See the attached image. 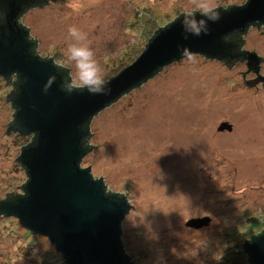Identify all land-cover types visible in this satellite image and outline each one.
<instances>
[{
    "label": "rangeland",
    "instance_id": "374dc122",
    "mask_svg": "<svg viewBox=\"0 0 264 264\" xmlns=\"http://www.w3.org/2000/svg\"><path fill=\"white\" fill-rule=\"evenodd\" d=\"M247 0H49L19 18L36 54L68 71L69 28L86 35L106 82L142 51L152 31L186 10L208 12ZM264 25L250 27L243 48L261 56ZM244 62L187 55L95 114L87 141L90 166L108 192L130 207L121 220L125 254L133 264H250L244 240L264 229V84L247 86ZM245 78H249L245 76ZM0 77V199L22 195L27 175L17 161L32 134L8 130L15 112ZM229 123L231 131L218 130ZM211 219L189 228L192 218ZM255 221H254V220ZM41 234L0 216V264H60ZM56 262V263H55Z\"/></svg>",
    "mask_w": 264,
    "mask_h": 264
},
{
    "label": "water",
    "instance_id": "95a60500",
    "mask_svg": "<svg viewBox=\"0 0 264 264\" xmlns=\"http://www.w3.org/2000/svg\"><path fill=\"white\" fill-rule=\"evenodd\" d=\"M36 2L0 0L5 20L0 23V76H20L17 91L9 95L15 112L7 125L23 134H36L35 143L22 148L17 157L28 177L25 195L0 199V216H13L24 229L47 237L62 253L64 264H133L120 240L121 219L130 212L126 196L119 192L107 195L102 178L93 179L90 166H79L88 152L81 143L84 136L91 135L88 121L184 56L200 54L231 66L239 54L228 34H242L249 25L264 23V0L208 11L214 16L199 11L194 16L178 14L149 39L130 64L104 82L99 93L86 88L62 89L64 73L51 59L32 51L28 30L18 26L16 18ZM193 20L200 28L198 34L190 28ZM246 57L248 70L257 73L260 57L255 52H247ZM260 81L264 83V75L245 83L254 86ZM223 129L230 131L231 125L224 122L218 127ZM209 221L193 218L186 225L199 228ZM242 247L250 264H264V232L244 240Z\"/></svg>",
    "mask_w": 264,
    "mask_h": 264
},
{
    "label": "clouds",
    "instance_id": "9594fccd",
    "mask_svg": "<svg viewBox=\"0 0 264 264\" xmlns=\"http://www.w3.org/2000/svg\"><path fill=\"white\" fill-rule=\"evenodd\" d=\"M203 14L214 16V14H209L206 10ZM185 15L194 16L195 12L189 9L185 11ZM190 28L194 33H199L200 28L195 20L191 22ZM69 36L74 42H70L67 45L65 55L67 61L75 68L76 82L92 93L101 92L105 86L103 75L100 66L94 58L92 49L84 43L86 35L76 27H71L69 28Z\"/></svg>",
    "mask_w": 264,
    "mask_h": 264
},
{
    "label": "trees",
    "instance_id": "16d2710c",
    "mask_svg": "<svg viewBox=\"0 0 264 264\" xmlns=\"http://www.w3.org/2000/svg\"><path fill=\"white\" fill-rule=\"evenodd\" d=\"M43 4H45V0H40V1H37L36 2V4L35 5H33L32 7H34V6H42ZM245 4V3H244ZM232 5H229V6H227V9L229 8V7H231ZM24 12H22L21 14H19L18 15V17L16 18V23H17V25L18 26H23L22 25V23L19 21V18L21 17V15L23 14ZM185 14V13H184ZM3 15V16H2ZM183 14H180L179 16H182ZM179 16H177L176 18H178ZM175 18V19H176ZM175 19H173V20H175ZM172 20V21H173ZM5 20H4V14L2 13V12H0V23H3ZM171 21V22H172ZM171 22H169V23H171ZM168 23V24H169ZM254 24H257V25H261V23H254ZM167 25V24H166ZM166 25H164V26H166ZM164 26H161V27H158V28H156L154 31H152V33H151V35H150V37H149V39L158 31V30H160L162 27H164ZM245 33H246V31L244 32V33H242V34H240V33H238V32H234V31H232V32H230L229 34H228V38H229V40L230 41H232L234 44H235V51L236 52H238V54H239V56L241 55V51H242V49H243V45H244V35H245ZM149 39L147 40V42L149 41ZM28 41L30 42V45H31V49H32V51L34 52V53H36V51H35V48H36V42L33 40V39H31L30 37L28 38ZM146 42V43H147ZM146 45V44H145ZM145 47V46H144ZM144 47H143V49H144ZM142 49V50H143ZM141 53V52H140ZM139 53V54H140ZM203 56V55H202ZM185 57V56H184ZM43 59H45V60H47V59H51V58H43ZM52 60V59H51ZM52 62H53V60H52ZM54 63V62H53ZM55 65H56V68H57V70L59 71V72H62V73H64V76H63V81H62V85H61V87H62V89H64V90H72V89H78V90H82L84 87H82V86H79V87H73V86H71L70 84H69V79H70V77L68 76V71L66 70V68H64V67H61V66H59V65H57L56 63H54ZM161 69V68H160ZM159 69V70H160ZM156 74V73H155ZM112 77V76H111ZM110 77V78H111ZM17 78H19V82H20V76L17 74ZM20 84V83H19ZM18 84V85H19ZM141 84V83H140ZM110 105V104H109ZM92 118V117H91ZM91 118L89 119V121H88V124H90V121H91ZM30 134H32V139H31V141L25 146V147H27V146H30V145H33L34 143H35V136H36V134L35 133H30ZM90 134L88 133V135H86V136H84L82 139H81V143H82V146L85 148V149H87L88 151L89 150H91L92 149V147L90 146V145H88L87 144V137L89 136ZM81 161V160H80ZM79 165H80V162H79ZM27 175V174H26ZM91 175V174H90ZM92 177V176H91ZM93 178V177H92ZM98 179V178H97ZM27 181H28V177H27V179H26V182L22 185V187H21V189H22V196H24L25 195V192H24V190H23V187H24V185L27 183ZM104 191H105V193L107 194V195H109V194H112V193H110V192H107L106 191V188H105V185H104ZM117 195H122V194H119V193H116ZM12 197H18L19 195L18 194H13V195H11ZM124 217V216H123ZM122 220V219H121ZM254 220V219H253ZM255 221V220H254ZM121 224V223H120ZM23 228V227H22ZM28 231V230H27ZM264 232V229H262L259 233H258V235H260L261 233H263ZM32 234H39V233H32ZM258 235H256V236H258ZM256 236H252L251 238H253V237H256ZM250 238V239H251ZM54 245V244H53ZM57 250V249H56ZM59 253H60V255H61V257H62V260L60 261L61 263L60 264H64V257H63V255H62V253L59 251V250H57ZM248 256V255H247ZM249 259V258H248ZM250 262V261H249ZM56 263V262H55Z\"/></svg>",
    "mask_w": 264,
    "mask_h": 264
},
{
    "label": "flooded vegetation",
    "instance_id": "af4514ba",
    "mask_svg": "<svg viewBox=\"0 0 264 264\" xmlns=\"http://www.w3.org/2000/svg\"><path fill=\"white\" fill-rule=\"evenodd\" d=\"M36 1H40V0H35V2ZM42 1V0H41ZM49 0H45V3H47ZM3 16V15H2ZM262 25H264V23H261V25H257V24H252V25H249L248 27H247V30L250 28V27H258V26H262ZM247 30H246V32H247ZM247 52H255V51H250V50H247V49H242V51H241V55L239 56V58L237 59V60H235L234 61V63L231 65V66H233L234 64H236V63H239V62H244L245 63V66H246V71L245 72H242V78L244 79V83L246 82V81H249V80H251V79H254V78H256L258 75H262L261 73H260V66H261V63H262V57L261 56H259L260 57V63H259V69H258V72L256 73V72H254L253 70H248L249 68L247 67V57H246V53ZM256 53V52H255ZM257 54V53H256ZM198 55H200V54H198ZM200 56H202V55H200ZM205 59H210V60H212V59H214V58H209V57H205V56H203ZM219 61H221L223 64H225V65H227L228 66V64H226L225 63V61L224 60H219ZM230 66V65H229ZM162 69V68H161ZM160 69V70H161ZM160 70H158V72L160 71ZM158 72H156V74L158 73ZM156 74H154L153 76H155ZM152 76V77H153ZM245 76H248L249 78H245ZM0 77H2L4 80H7V83L8 84H10V93L8 94V95H6V98H7V100H9V102H10V104H11V106L13 107V109H14V111H15V108H14V106H13V104H12V99H11V97L9 96L11 93H14L15 91H17V85L20 83L19 82V78H17V73H11V74H9L7 77H4V76H0ZM152 77H150V78H152ZM149 78V79H150ZM148 80V79H147ZM146 80V81H147ZM146 81H144V82H146ZM144 82H142L141 84H139L138 86H135V87H133V88H131V89H129L128 91H130V90H132V89H134V88H137V87H139L140 85H142ZM246 84V83H245ZM258 84H264L263 82H258V83H256L254 86H257ZM247 85V84H246ZM248 86V85H247ZM254 86H252V87H254ZM127 91V92H128ZM125 94V93H124ZM231 129H232V126H231ZM9 131L10 130H12V131H14L13 129H8ZM231 131V130H230ZM82 159V158H81ZM13 195V194H12ZM7 197H11V194H9V195H7V196H5V198L4 199H7ZM4 199H2V200H4ZM129 208H130V204H129ZM196 218H198V217H196ZM193 219V218H192ZM210 221H211V219H210ZM210 221H209V223H210ZM189 228H191V227H189ZM194 229V228H193ZM242 250H243V247H242ZM242 252H244V250L242 251Z\"/></svg>",
    "mask_w": 264,
    "mask_h": 264
}]
</instances>
